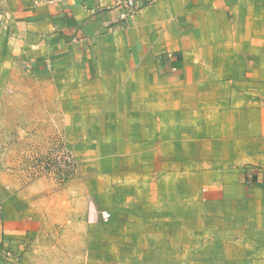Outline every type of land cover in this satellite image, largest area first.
Segmentation results:
<instances>
[{"label":"crops","instance_id":"0c3cea01","mask_svg":"<svg viewBox=\"0 0 264 264\" xmlns=\"http://www.w3.org/2000/svg\"><path fill=\"white\" fill-rule=\"evenodd\" d=\"M125 1L22 0L0 17V108L14 67L30 68L107 105L93 115L131 127L150 164L216 165V264H264V0H134L123 20ZM5 218L0 264H31Z\"/></svg>","mask_w":264,"mask_h":264},{"label":"rangeland","instance_id":"374dc122","mask_svg":"<svg viewBox=\"0 0 264 264\" xmlns=\"http://www.w3.org/2000/svg\"><path fill=\"white\" fill-rule=\"evenodd\" d=\"M21 1L0 0V17ZM10 79L0 206L3 219L26 229L31 264H161L149 243H165V264H216V165L197 171L196 159L176 156L150 164L131 127L93 115L104 103L74 100L68 86L30 68L14 67ZM202 221L215 233L200 236Z\"/></svg>","mask_w":264,"mask_h":264},{"label":"built area","instance_id":"2783aa9c","mask_svg":"<svg viewBox=\"0 0 264 264\" xmlns=\"http://www.w3.org/2000/svg\"><path fill=\"white\" fill-rule=\"evenodd\" d=\"M126 6V13L123 15V20H129L132 19L133 16L136 14L137 9L135 8L134 0H126L124 2ZM104 218L107 220L109 218V215L104 216ZM2 221V209L0 208V222ZM5 256L9 259L13 257V252L10 249L5 250Z\"/></svg>","mask_w":264,"mask_h":264}]
</instances>
